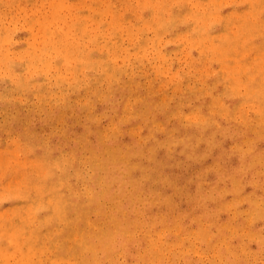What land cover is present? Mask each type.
Listing matches in <instances>:
<instances>
[{"label":"bare ground","instance_id":"1","mask_svg":"<svg viewBox=\"0 0 264 264\" xmlns=\"http://www.w3.org/2000/svg\"><path fill=\"white\" fill-rule=\"evenodd\" d=\"M29 1L31 7L21 5V0H0V45L25 43L22 51L26 53L20 57L26 65L30 61L38 63L35 85L47 89L51 96L55 92L47 83L56 84L58 89L64 87L69 74H77L82 67L89 71V84H105L108 91H112L120 83L123 101L108 98L107 107H112L113 113L122 118L130 110L128 97H132L134 109L122 122L129 124L134 120L146 126L148 137L142 143L131 139L129 144L121 146L120 130L114 129L107 137L99 127H92L95 116L90 112V126H83L86 133L95 137V142H85L89 154L71 151L66 157H54L52 167L59 175L54 181L47 174L55 191L65 187L70 194L64 196L56 192L55 200L51 194L44 197L42 205L28 202L25 206H16L18 213H0V264H204L205 254L219 243L225 247L219 254L229 253V236L238 235L236 232L242 227L241 223L218 218L225 206L214 216L203 209L197 219H189L193 224L197 222V226L174 222L173 230L169 227L171 224L162 223L158 228L157 214L153 210L176 208L172 198L185 196L188 191L189 178L184 171L197 166L204 153L191 146L193 138L189 133L181 134V143L173 153L183 156V162L171 157L166 150L160 151L155 137L158 126L154 124L156 121L146 122L145 112L159 117L164 114L166 104L170 106L169 99L163 88L144 94L139 77L147 62L153 66V78H175L173 89L192 96L202 90L197 86L204 76L201 67L206 66L205 71L210 72L209 61L213 62L219 68L215 72L223 84L221 93L229 101L228 113L244 117L249 105L253 116L247 120L248 130L254 138L261 139L264 136V89L254 87L261 79L260 76L250 77L245 53L246 50L251 52L253 62L261 64L264 58L260 48L264 43H240L239 33L231 30V18L240 17L246 26V21H252L264 34V18L258 19L264 15V0H239V10L233 9L234 4L229 0H175V6L168 0H123L125 11L121 18L116 15L119 8L116 0ZM14 7L20 12H15ZM166 11H169L168 16ZM136 13H140L138 18ZM20 17L23 20L21 33L16 30ZM179 17L185 27L175 32L171 29ZM207 20H214L215 26L205 31L199 23ZM7 21L13 26H7ZM66 43H72L69 52H64ZM84 43H91L94 50L84 54L81 51ZM169 43H175V47L168 48ZM229 43L231 46L227 47ZM53 50L55 66L45 57ZM70 53L76 60L73 67L69 63ZM172 55L177 58L182 55L183 67H173ZM2 63L3 60L0 69ZM243 75L247 78L242 79ZM5 79L8 81L9 77ZM101 97L102 94L97 99ZM207 102L208 111L223 109L220 95L209 93ZM74 106H65V114ZM170 108L177 124L187 116L178 111L177 106ZM187 118L195 121L196 127L205 126L195 120L197 116ZM133 131L130 128L126 132L133 138ZM207 142L209 147L217 148L215 160L229 159L228 172L256 173L259 177L258 181L248 178L233 193L242 199L247 216L253 222L249 235L259 237L255 249L243 250L244 261L248 263L245 255L250 254L258 264H264V154L252 155L250 151L258 164L247 163L220 143ZM82 166L92 171L88 179ZM225 177L224 184L231 179L227 174ZM177 179L181 182L177 183ZM202 187L198 182L197 192ZM21 200L23 197L17 199V204ZM236 204L234 210L241 217ZM56 208L62 211L58 213ZM209 217H212L209 228H216L215 234L206 231L202 223ZM159 220L163 222L162 218ZM235 258L237 263L244 264L239 256Z\"/></svg>","mask_w":264,"mask_h":264},{"label":"rangeland","instance_id":"2","mask_svg":"<svg viewBox=\"0 0 264 264\" xmlns=\"http://www.w3.org/2000/svg\"><path fill=\"white\" fill-rule=\"evenodd\" d=\"M66 1L72 2L73 0ZM168 1L175 6V0ZM229 2L234 4L233 9L239 10V0H229ZM20 3L25 7L26 5L31 7L29 0H21ZM116 3L119 7L116 15L121 18L125 11L124 1L116 0ZM16 8L14 7L13 10L20 12ZM168 13L169 11H166V16H168ZM136 16L138 18L140 13H136ZM262 18H264V15L259 16L258 19ZM231 20V30L239 33L237 37L240 38V43H244V41L251 45L264 43L263 32L257 29L252 24V21H246V26V24H242V20L238 16L231 18ZM214 22V20H207L206 23L200 22L199 26L208 31L215 26ZM22 24L23 20L20 17V22L16 25V30L19 33H21ZM6 25L13 26L8 21ZM182 27L184 28L185 25L179 17L171 30L180 32ZM71 44L66 43L64 52L70 51ZM24 46L25 43L0 45V61L3 60L2 68L0 69V213L9 215L13 211L19 212L16 206H25L28 202L42 205L45 203L44 197H48L51 194H53L52 198L55 200L56 192L64 196L70 194L69 189L65 187H59L55 191L48 180L47 174L54 181L59 175L57 169L52 167L54 157H66L71 151H84L85 154H89V150L85 148L87 146L85 142H95V137L92 133H86L87 129H83V126L85 124L90 126L88 123L90 112L95 116L92 127H99L107 137L114 133V129L118 128L120 130L121 146L129 144L131 139L142 143L148 137L146 134L148 131L145 130L146 126L139 125L134 120L129 124L122 122V118L127 119L126 116L131 115L134 109L132 97H128V109L130 110L122 118L113 113L112 107H107L105 102L108 98L115 99L117 97L119 101H123L120 98V94H122L119 89L120 83L112 91H108L105 84H89V71L87 67H82L83 70H80L77 74H69L64 87L58 89L56 84L47 83L46 85L49 89L55 92V95L51 96L47 89L35 85L36 75L34 73L35 70H39L38 63L30 61L26 65V61L20 57V54L24 53L22 51ZM83 46L85 48H82L81 51L84 54L89 53L92 49L94 50V46L91 43H84ZM230 46L231 44L229 43L227 47ZM174 47L175 43H169L168 48L173 49ZM260 52L262 58H264V45L260 48ZM4 54H6L5 59H3ZM70 55L69 63L71 64L70 67H73L76 64V60L72 59L75 57L74 55L71 53ZM177 56L179 58L175 55L171 56L174 58L171 61L173 67H183L184 59L181 58L182 55ZM251 56L252 53L246 50L245 58L250 77L260 76V83L258 85L254 83V87L263 90L264 61L262 60L261 64H255L253 59L250 58ZM45 57L53 66L56 65V53L54 50L49 51ZM209 63V67L212 65L210 72L205 71L208 70L206 66L201 67V69H204V76L202 81L197 83V86L202 88V90L192 96H184L182 91L173 89V83L177 82L175 78H153V66L147 62L140 72L141 76L139 79L140 84L143 83L141 88L144 94L151 90L163 88L166 93L164 95L169 99L170 106H177L178 111L187 115L178 121V127L176 117L171 112L168 104H166L163 111L164 114L159 117L145 112L146 122L156 121L154 124L158 126V132H156L155 137L157 147L161 148L160 151L166 150L171 157L183 162L185 160L183 156L174 155L173 153L181 143V134L189 133L193 138L191 146L204 153V158L199 160L197 166L184 171L189 178L188 191L185 196L172 198L176 208L174 210H167L166 207L156 208L153 212L157 214L158 228L161 227L160 224L162 223L165 225L171 224L168 226L173 230L174 227L172 225L174 222L187 226H191V224L192 226H197V222L193 224L189 219H197L203 209L211 216H214L218 209L225 206L219 212L218 218L220 220H228V222L233 224L241 223L242 228L237 230L236 234L238 235L229 236V253L220 255L219 250L225 247L219 243L214 246V249L209 250L205 254L204 264H239L235 257L239 256L244 261L243 250L245 249L248 252L247 247L255 249L259 237L254 234L252 238L249 235L253 222L247 216L248 210L244 202L233 192L241 185L240 183L245 182L248 178L258 181L259 177H257L256 173L246 175L228 172L230 168L229 159L216 158L215 160L217 148L209 147L210 144L207 141H216L225 147L226 150L237 153L238 158L243 161L258 164L257 159L252 158L249 152L251 151L252 155L264 154V136L261 139H256L253 137V133L248 130L247 120L250 116H253L249 105L244 111V117L228 113L229 101L221 93L223 84L215 72L219 68L213 62L209 61ZM224 73L227 74L226 70H224ZM5 76L9 77L8 81L4 80ZM226 78L228 80L227 76ZM235 78L237 81L240 79L238 74L235 75ZM246 78L245 75L242 76V79ZM233 81L230 80L231 83ZM71 89H78V91H72ZM209 93L220 95L223 105L222 110L208 111L207 98ZM100 94H102L101 99H97ZM94 98L96 100H93ZM74 104L73 109L68 110L69 114L66 115L65 106ZM58 112H60L59 116L56 115ZM194 116H197L195 119L197 122L205 123L203 128L196 127L195 121L192 122V119L187 118ZM263 126L264 124H262ZM130 128L134 130L133 138L126 132ZM10 150L13 154L9 152ZM82 170L86 179H88L92 171L88 167L83 166ZM225 174L231 179L224 184ZM180 182L181 180L177 179V183ZM198 182L203 185L199 192L196 189ZM20 197H23V200L17 204V199ZM198 199L200 200L199 202L197 201ZM236 202H239V205ZM202 204L204 205L203 208L201 207ZM234 204L240 209L241 217L237 216ZM57 208L61 207L58 206ZM56 211L60 213L62 210L57 209ZM91 217L94 219L93 215ZM158 218H162L163 222ZM211 218L204 219L202 223L206 231L215 234L217 229L209 228ZM245 258L248 263L244 261V264H258L254 256L250 254H246Z\"/></svg>","mask_w":264,"mask_h":264}]
</instances>
